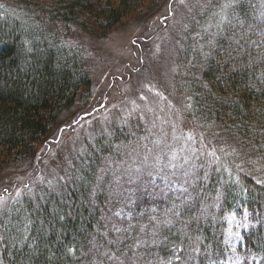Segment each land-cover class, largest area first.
<instances>
[{
    "label": "trees",
    "instance_id": "obj_1",
    "mask_svg": "<svg viewBox=\"0 0 264 264\" xmlns=\"http://www.w3.org/2000/svg\"><path fill=\"white\" fill-rule=\"evenodd\" d=\"M158 1L0 0V170L10 162L32 156L36 146L50 135L59 115L89 89L88 51L73 35L80 32L104 37L145 14ZM206 5L178 39L172 85L185 117L220 157L216 163H211L213 158L205 162L197 174H209L206 182H200L207 185L200 198L206 213L201 215V205L193 200L190 214L168 215L172 223L160 228L159 243L129 249L134 241L130 234H123L128 237L124 244L106 245L96 231L101 213L90 216L80 200H87L99 183L103 192L97 194V203L107 215L106 180L104 176L102 181L97 180L103 162L115 154L118 143L138 141L137 132L129 126L113 129L112 125L103 136L87 139L57 175L32 187L37 193L44 189L43 201L39 197L33 201L27 195L6 201L7 211L0 215V222L7 221L11 230L0 226L3 264H134L136 256L128 259L133 253L140 255L141 262L159 256L175 260L174 246L183 247L178 254L187 258L190 243L200 249L199 253L193 250L196 264H206L225 258V233L228 218L233 215L248 224L240 229L241 249L252 253L257 264H264V185L255 182L264 180V36L260 35L264 19L258 15L255 0H238L228 10L230 25L218 27V23L207 29L206 23L213 20L212 13L217 9ZM187 97H192L191 101ZM188 103L191 109L186 108ZM68 175L82 176L83 180H59ZM236 177L240 184L234 183ZM47 181H52L57 191L67 184L72 196L64 198L76 202L72 208L48 193ZM173 201L162 207L171 208ZM56 210L65 216L63 221L53 216ZM147 219L144 214L143 220ZM116 235L110 232L108 238L115 239ZM93 238L103 246L92 248L89 241ZM68 247L77 249L74 255L67 252ZM118 248H123V253ZM106 251L115 253L119 260L106 259L102 255Z\"/></svg>",
    "mask_w": 264,
    "mask_h": 264
},
{
    "label": "rangeland",
    "instance_id": "obj_2",
    "mask_svg": "<svg viewBox=\"0 0 264 264\" xmlns=\"http://www.w3.org/2000/svg\"><path fill=\"white\" fill-rule=\"evenodd\" d=\"M207 1L185 0L184 4H180L179 0H160L145 14L123 23L104 37L97 38L80 32L74 34L78 39L76 42L88 51L90 87L75 101V105L59 115L50 135L36 146L32 156L10 162L0 170V196L7 201L16 196L17 188L26 192L24 184L32 188L41 179L54 177L66 161L74 158L87 139L100 134L102 130L108 131L112 125L113 129L129 126L132 132H137L138 141L118 143L115 154L103 162L99 177H105L108 193L132 189L135 192L132 199L138 200L140 207L137 209L136 203L125 206L122 202L113 208L109 202L107 215L115 211H121L122 214L131 211V219H113L122 229L132 225L127 233H123L130 234L132 241L144 238L145 233L150 231L151 216L167 219L165 213L169 207H162V204L175 202L179 192H169L165 187L166 181L159 178L154 181L155 186L148 189L153 195H147L142 188L136 192L138 182L129 184L127 181L129 173L134 176L135 169L140 167L145 180L149 172L154 176H171L175 171L176 176L172 179L183 183L181 172L191 170L198 174V166L212 159L206 155L212 149L205 144L204 139H199L201 134L185 117L172 90L178 39L187 29L184 25H189L195 19ZM255 3L259 17L264 19V0H255ZM218 23L219 17L215 16L213 20L207 21L205 27L210 29ZM157 93H163L166 99ZM188 132L197 136L194 142L185 144L182 139H173L174 134L180 136ZM158 140L161 143L157 144ZM172 150L177 154L176 160L172 161L177 165L176 169L167 167ZM183 157L191 159L184 164ZM193 164L197 168H193ZM5 189L8 191L5 192ZM160 189H164V192H160ZM144 214L148 217L147 221L143 220ZM242 224L243 220L242 223L235 218L231 223L228 220L225 258L212 259L206 264H257L252 253L241 249L242 226L239 225ZM141 225H147L144 232L140 230ZM230 228L233 232H240L239 239L229 236ZM186 250L187 258L182 256L180 261L172 260V264H196V258L189 259L194 257L193 244L190 243ZM135 256L137 262L134 264H167L170 260L159 256L141 262L140 255Z\"/></svg>",
    "mask_w": 264,
    "mask_h": 264
},
{
    "label": "snow or ice",
    "instance_id": "obj_3",
    "mask_svg": "<svg viewBox=\"0 0 264 264\" xmlns=\"http://www.w3.org/2000/svg\"><path fill=\"white\" fill-rule=\"evenodd\" d=\"M238 2V0H223L222 3H215L214 0H208L206 7L210 8V9H217L216 11H213L212 15L213 16H218L219 17V26L222 25H230L231 24V20L229 19V15H228V10L234 8L235 4ZM180 4H184L185 0H179ZM3 6L0 5V8H2ZM169 8H171V5H169ZM189 11H191V9H189ZM264 15V14H262ZM242 23V22H241ZM188 25L185 24L184 28H187ZM260 35L264 36V27H262L260 29ZM133 43H135V41H133ZM236 43H239L238 41H236ZM254 43V42H253ZM229 56H231V53H229ZM157 95L163 97V93H157ZM142 99H144V97H142ZM187 99L189 101H191L192 97H187ZM187 109H191L192 108V104L188 103L186 105ZM151 110V109H149ZM59 131H63V129H60ZM107 130L104 129L101 131L100 135L103 136L104 132H106ZM173 133H175V126H173ZM109 135H111V133H109ZM173 139L177 140V139H182L185 144H187L188 141H195L197 139V136H195L192 132H188L187 134H181L180 136H176L175 134L173 135ZM199 139L202 141L204 139L203 135L201 134L199 136ZM105 143L107 144L108 142L105 141ZM157 144L161 143V141H156ZM181 151H183V148L181 149ZM195 152V150H193ZM221 151H223V149H221ZM235 152V149H233V153ZM203 154V153H202ZM226 155H231L232 153H225ZM209 157H212L213 160L211 161V163H216L220 160V157L216 155V149H212L211 151L207 152L206 154ZM177 158V154L175 150L171 151V160L169 161V164L167 165V167L171 168V169H176L177 165L175 163H172V161L176 160ZM145 161L147 160V157L144 158ZM183 162L184 164H187L189 162V160L191 159L190 157H183ZM198 159V157H197ZM69 163H71L69 161ZM193 168H197V166L195 164H193L192 166ZM237 167H240L239 165H237ZM204 168L203 164H200L198 166L197 171L202 170ZM243 169H241L242 171ZM103 171V170H102ZM225 171L229 172V174H231V169L227 168L225 166ZM176 173L175 171H173L171 173V176H154L153 173L149 172L147 173V180L144 179V172L142 171V169L140 167H137L135 169V175L133 176L131 173H129V180L127 181V183L132 184V183H137L138 182V186L137 189L135 190L136 192H139L141 190V188L143 189V191L147 194V195H153V193L148 192L149 188H153L155 186L154 181L159 178L160 180L166 181L165 187L168 189L169 192H179L180 195L176 196V200H178L180 203H173L171 208H169L165 215L168 216L169 214H171V216L174 217H180L182 215V213L187 212V213H191L192 212V206H191V202L193 200L196 201V203L198 205H201L202 211H201V215H204L207 211V209L205 207H203L202 205V201H201V197H203L205 190H206V183H204L203 185H201L200 182H206L209 179V174L208 172H204L203 176L197 175L195 172H192L191 170L189 171H183L180 174V178L183 179V183H178L177 180H173L172 177H175ZM83 180L82 176L79 177H72L71 175H68L67 177L65 176H60L59 180L60 181H69V182H74L75 180ZM104 178L102 176L97 177L98 181H102ZM257 184L259 185H264V180L262 179H256L255 181ZM41 183H44L43 179H41ZM234 183L236 184H240V180L239 177H236ZM47 185V190L49 194H55L58 198H59V203L62 205L67 206L68 208H72L73 205L76 203L75 201L71 200V199H65V196L71 197L72 193L68 192L67 190V184L64 185V187L62 188V190L57 191V188L53 185L52 181H47L46 182ZM187 185V186H185ZM24 189H27V192L25 193L22 189L17 188L16 190V197H14L13 199H19L22 196L27 195L31 200H36L37 197H39V199L41 201H43L45 199V196L42 194L44 192V189L42 188L40 190V193H37L33 190V188L29 187L28 184H24L23 185ZM191 188V192L189 191V189ZM5 192H7L8 190L5 189ZM241 191L246 193L248 190L246 188L243 187V185H241ZM103 189L100 187L99 183L97 184L96 187L92 188V190L89 193V198L87 200H80V205H83L84 209L88 211L90 216H95V214L97 212H100L101 215L99 217V220L97 221L98 224H100V227L96 229L97 233L102 236L104 238V243L106 245H121L124 244V242L128 239L127 236H124L123 233H127L128 230L130 228H132V225L129 224L128 228H121L117 225L116 220H120L123 221L124 219H131L132 218V214L131 211H129L127 214H122L121 211H115L112 212L111 215H105L103 214L104 210L100 208L99 204L97 203V194L98 193H102ZM160 192H164V189H160ZM193 193H195V196H193ZM135 194V192L132 189H127V190H123V189H118L115 191H110L108 193V196L105 200V203H112L113 208L116 207V205L121 204L122 202L124 203L125 206H127V204L129 203H136V207L137 209H139L140 207V203L139 201H133L132 197ZM215 206V205H213ZM37 209L40 208V205L37 204L36 205ZM7 211L6 209V201L4 199L3 196H0V215L5 214ZM77 211L80 213L81 216H83V212L80 211V206L77 205ZM109 211L111 212V209H109ZM153 211H155L153 209ZM72 213L69 212L68 216L69 218L71 217ZM142 215V213H141ZM53 216L56 219H59L61 221H63L65 219V216L63 215H59V210H56L53 212ZM113 217L116 218V220L113 219ZM229 222L231 223V221L234 219V215L232 217H229ZM245 221L247 220V213L245 210V217H244ZM29 224L31 223V221L28 222ZM150 223L152 225L151 229L149 232L145 233V237L144 238H136L134 240V243L132 245H128L127 247L129 249H133V248H139L142 245H145L147 243H152V244H157L160 241L158 240V233L160 228H167L169 225H171L172 223V219L171 218H167L164 220H158L156 218L155 215L150 217ZM8 222L7 221H3L0 222V226H4L6 228V230L10 231L11 229L7 227ZM242 227H248V224H242L239 225ZM25 227H27V225H25ZM147 227V225H141L140 226V230L141 232H144L145 228ZM101 228H103L104 230L101 231ZM17 231L21 232V234L23 235V232L21 229H17ZM116 233V238L115 239H109V233ZM229 236H234L237 239L240 238V232H233L231 230V228L229 229L228 232ZM24 239H27L26 236L23 237ZM4 236L0 235V240H3ZM89 243L91 244L92 248L98 249L99 247H102L103 245H99L96 242H94V238L93 240L89 241ZM118 251L123 253V248H118ZM77 251V249L75 247H68L67 248V252L69 254H75V252ZM184 251L183 247H176L174 246V259L176 261H180L181 260V255L178 253H182ZM200 249L196 248L194 249V252L199 253ZM234 251V249H233ZM106 259H108L109 261L112 260H119V257L115 255V253H109V252H104L102 254ZM135 253H133V256L128 257V259L132 260L135 257ZM190 260H194L195 257H189ZM0 264H3L2 260H0ZM121 264H123V262H121ZM167 264H172V260H168Z\"/></svg>",
    "mask_w": 264,
    "mask_h": 264
}]
</instances>
